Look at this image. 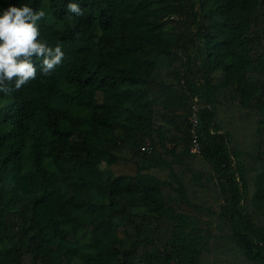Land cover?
<instances>
[{
    "label": "trees",
    "instance_id": "trees-1",
    "mask_svg": "<svg viewBox=\"0 0 264 264\" xmlns=\"http://www.w3.org/2000/svg\"><path fill=\"white\" fill-rule=\"evenodd\" d=\"M23 4L65 55L0 93V264H264V0Z\"/></svg>",
    "mask_w": 264,
    "mask_h": 264
},
{
    "label": "clouds",
    "instance_id": "clouds-1",
    "mask_svg": "<svg viewBox=\"0 0 264 264\" xmlns=\"http://www.w3.org/2000/svg\"><path fill=\"white\" fill-rule=\"evenodd\" d=\"M67 11L77 17L84 15L78 3H69ZM45 17L44 10L34 11L27 4L10 5L0 14V93L19 91L37 78L33 57L42 60L39 73L43 76L61 65L65 55L62 46L58 43L52 47L38 39Z\"/></svg>",
    "mask_w": 264,
    "mask_h": 264
},
{
    "label": "built area",
    "instance_id": "built-area-1",
    "mask_svg": "<svg viewBox=\"0 0 264 264\" xmlns=\"http://www.w3.org/2000/svg\"><path fill=\"white\" fill-rule=\"evenodd\" d=\"M192 121L195 123V121H196L195 116L192 117ZM196 148H197V143L195 142V144H194V146L192 148V151L194 152L196 150Z\"/></svg>",
    "mask_w": 264,
    "mask_h": 264
},
{
    "label": "rangeland",
    "instance_id": "rangeland-1",
    "mask_svg": "<svg viewBox=\"0 0 264 264\" xmlns=\"http://www.w3.org/2000/svg\"><path fill=\"white\" fill-rule=\"evenodd\" d=\"M94 57H96V54H93ZM7 102V100H1L0 104H5Z\"/></svg>",
    "mask_w": 264,
    "mask_h": 264
}]
</instances>
